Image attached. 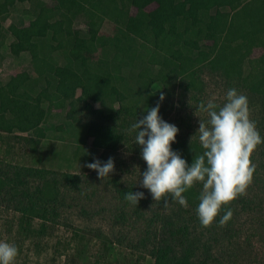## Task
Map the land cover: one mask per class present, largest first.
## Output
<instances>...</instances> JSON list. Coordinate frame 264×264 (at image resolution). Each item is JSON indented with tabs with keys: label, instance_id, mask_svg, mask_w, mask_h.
Here are the masks:
<instances>
[{
	"label": "rangeland",
	"instance_id": "374dc122",
	"mask_svg": "<svg viewBox=\"0 0 264 264\" xmlns=\"http://www.w3.org/2000/svg\"><path fill=\"white\" fill-rule=\"evenodd\" d=\"M63 1L75 3V0ZM32 5V2L18 3L11 8L6 19H0L1 84L10 81L20 86L17 74L32 72L24 44L14 41L8 31L10 24H28L33 17ZM130 11L135 9L130 8ZM73 26L82 29L86 37L91 34L112 36L116 32L114 22L107 18L97 27L85 24L83 19ZM51 43L56 45L57 41ZM109 47L105 45V48ZM258 53L255 50L253 56ZM111 57V53L103 54L102 47L98 46L94 51L95 61L111 62ZM141 68H146L151 74L145 80H152L148 86L137 88L135 78ZM159 68L146 57L132 65L122 66L117 73L125 77L129 87L136 88L125 100L114 102V113L110 116L106 115L104 108L103 113L97 111L102 108L99 103H91L88 108L84 101H76L71 113L76 120L66 114L69 106H52L42 124L46 135L36 149L25 139H35L32 132L15 133L21 138L0 132V166L3 169L10 174L14 165L45 167L51 170L47 179L54 185L51 191L53 200L43 201L49 207L54 206L55 213H48L44 220L36 217L29 224L22 220L21 213L8 200V195L0 197V241L17 247L15 264H70L67 256L73 252L76 228L100 232L108 238L104 246L100 239L88 235L77 264H152L151 249L165 217H171L176 225L187 227L188 238L193 244V264H264V144L252 154L256 170L246 194L223 207L213 224L205 228L197 215L198 204L188 203V207H183L168 197L165 207L164 201H154L150 191L140 186L141 173L147 170V163L142 159V147L135 144L138 130L130 131L132 124L147 115L146 110L159 103L162 119L179 128L176 140L191 142L199 128L200 118L196 115L199 104H207L209 99L215 98V102L222 105L228 90L235 88L248 98L250 119L264 139L258 99L243 89L236 79H226L206 66L197 72L199 84L193 90H184V81L174 71ZM31 76L34 78L36 74ZM42 84L45 85L44 81L39 80L33 94L41 89ZM122 84L119 82L117 85L121 87ZM161 92L165 96L163 101H160ZM198 115L207 121L206 113L198 112ZM90 122L98 126H113L122 135L113 152L91 147L90 138L86 135ZM193 140L199 142L198 137H193ZM109 157L114 158L115 171L105 180L98 177L97 171L86 167L97 159L106 162ZM64 172L76 174L77 183L64 181L61 176ZM26 178L27 189L44 199L46 196L37 190L41 179L37 176ZM120 189L144 192L145 198L138 205H133L120 193ZM199 189L201 193L202 184ZM228 210L232 211V218L226 226H220L219 220ZM41 222L46 226L42 233L38 232Z\"/></svg>",
	"mask_w": 264,
	"mask_h": 264
},
{
	"label": "trees",
	"instance_id": "16d2710c",
	"mask_svg": "<svg viewBox=\"0 0 264 264\" xmlns=\"http://www.w3.org/2000/svg\"><path fill=\"white\" fill-rule=\"evenodd\" d=\"M23 2H32L33 17L23 26L10 24L8 31L14 41L24 44L32 72L17 74L20 86L10 81L0 83V132L15 136L32 132L36 138L25 139L36 149L46 135L42 124L52 106H69L66 114L72 120H76L71 114L76 101H84L88 108L91 103H99L102 108L98 112L105 109L106 115H112L114 102L125 100L136 88L129 87L125 77L117 72L144 57L161 70L168 68L177 73L184 81V90L198 88L197 72L203 66L226 79H236L258 99L264 123V0H75L74 4L63 0H0V19H6L11 8ZM105 18L114 22L116 32L112 36L86 37L82 29L73 26L83 19L85 24L97 27ZM106 44L110 47L105 48ZM98 46L103 54H112L111 62L94 60ZM255 50L259 53L253 56ZM13 52L17 53L14 49ZM148 75L149 71L141 68L134 85L148 86L152 80H145ZM39 80L45 85L33 94ZM119 82L123 83L121 87ZM86 135L93 149L106 152H113L122 138L113 126H98L94 122H90ZM172 149L189 165L204 151L197 140L184 139L173 142ZM11 167L9 174L0 166V197L8 195L26 224L55 213V207L43 201L54 198V185L47 179L51 170ZM27 176L41 179L37 190L46 196L44 199L27 189ZM61 176L71 184L78 181L76 174L64 172ZM200 185L197 183L184 193L188 203L199 204ZM119 191L126 196L132 190ZM45 230L41 222L38 232ZM187 232L186 226L165 217L151 249L152 264H193V244ZM88 235L106 246L108 238L100 232L76 228L68 263H78Z\"/></svg>",
	"mask_w": 264,
	"mask_h": 264
},
{
	"label": "clouds",
	"instance_id": "9594fccd",
	"mask_svg": "<svg viewBox=\"0 0 264 264\" xmlns=\"http://www.w3.org/2000/svg\"><path fill=\"white\" fill-rule=\"evenodd\" d=\"M164 98L161 92L160 101ZM146 111L147 115L130 129L138 130L135 144L142 147V159L147 163V170L141 173L140 186L150 191L154 201H164L165 207L168 197L188 207L184 193L197 183L202 184L196 211L201 225L210 227L223 206L246 194L256 170L252 154L264 144L255 122L250 119L248 98L232 88L222 105L217 104L215 98L209 99L207 104H199L196 110L199 128L193 137H198L204 151L195 156L191 165L173 151L172 143L176 141L179 128L162 119L160 104ZM198 112L206 113L207 121ZM86 167L97 171L98 177L105 180L115 171V162L112 157L106 162L97 159ZM143 198L144 192L130 191L125 196L133 205H138ZM232 215L228 210L219 225L226 226ZM17 256L14 244L0 241V264H15Z\"/></svg>",
	"mask_w": 264,
	"mask_h": 264
}]
</instances>
